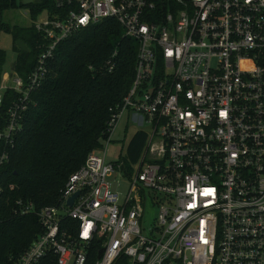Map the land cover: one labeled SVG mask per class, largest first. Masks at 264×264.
<instances>
[{"label":"built area","instance_id":"built-area-1","mask_svg":"<svg viewBox=\"0 0 264 264\" xmlns=\"http://www.w3.org/2000/svg\"><path fill=\"white\" fill-rule=\"evenodd\" d=\"M30 4L40 8L35 17L27 8L40 52L24 78L2 75L0 105L5 90L17 96L0 115V167L60 42L112 18L137 49L101 146L68 176L59 203L18 202L42 230L11 264H85L91 245L94 264H264V0ZM124 112L147 133L127 164L103 149Z\"/></svg>","mask_w":264,"mask_h":264},{"label":"trees","instance_id":"trees-1","mask_svg":"<svg viewBox=\"0 0 264 264\" xmlns=\"http://www.w3.org/2000/svg\"><path fill=\"white\" fill-rule=\"evenodd\" d=\"M17 5L22 6L20 0H0V15ZM24 7L32 17L40 10L33 4ZM0 29L13 39L11 70L24 78L40 52V36L33 26L10 27L1 20ZM17 40L28 51L19 49ZM136 49V42L124 36L112 18L82 28L57 45L49 76L33 93L8 160L0 167V264H11L42 230L36 215L21 213L18 202L32 203L35 210L57 205L68 176L101 146L110 108L121 103L131 85ZM5 58L0 48V81ZM16 96L11 89L3 92L0 115L5 116ZM146 137L145 130L133 134L127 146L130 161L138 158ZM96 258L97 247L91 245L85 264H94Z\"/></svg>","mask_w":264,"mask_h":264},{"label":"rangeland","instance_id":"rangeland-1","mask_svg":"<svg viewBox=\"0 0 264 264\" xmlns=\"http://www.w3.org/2000/svg\"><path fill=\"white\" fill-rule=\"evenodd\" d=\"M18 4V0H17ZM0 20L6 23L10 27L20 26V27H30L34 24L33 18L28 14L27 8L23 5H17L16 7L4 9L1 12ZM13 39L9 32L0 29V48L6 53L5 61L2 65V75L4 73L10 72L12 64L15 59L16 52L12 47ZM144 126H139L129 119L127 112H124L123 116L120 118L118 126L112 134V140L105 144L103 142V149L105 147V156L107 161H123L124 163L132 162L129 159L127 153L128 143L133 136V134L138 130H145ZM146 131V130H145ZM138 166L137 163L133 164L134 169ZM119 179V178H118ZM122 186L121 191L127 189V183L125 180L121 179Z\"/></svg>","mask_w":264,"mask_h":264},{"label":"water","instance_id":"water-1","mask_svg":"<svg viewBox=\"0 0 264 264\" xmlns=\"http://www.w3.org/2000/svg\"><path fill=\"white\" fill-rule=\"evenodd\" d=\"M32 0H20L21 5L23 6H27ZM16 45L19 49L24 50V51H28V48L26 46V44L22 41V40H17ZM78 195V193L73 194L71 197L68 198L67 200V204L68 205H72L73 203V199Z\"/></svg>","mask_w":264,"mask_h":264},{"label":"crops","instance_id":"crops-1","mask_svg":"<svg viewBox=\"0 0 264 264\" xmlns=\"http://www.w3.org/2000/svg\"><path fill=\"white\" fill-rule=\"evenodd\" d=\"M4 74H6V73H4Z\"/></svg>","mask_w":264,"mask_h":264}]
</instances>
